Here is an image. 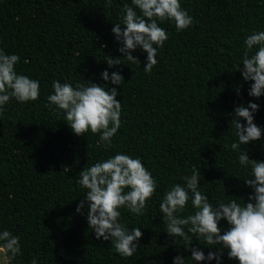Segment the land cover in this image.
I'll use <instances>...</instances> for the list:
<instances>
[{
  "label": "trees",
  "instance_id": "obj_1",
  "mask_svg": "<svg viewBox=\"0 0 264 264\" xmlns=\"http://www.w3.org/2000/svg\"><path fill=\"white\" fill-rule=\"evenodd\" d=\"M180 3L193 24L177 31L171 21L158 22L168 39L158 48L157 65L146 73L140 48L132 53L139 65L123 60L109 68L104 62V56H122L111 28L131 0H111L110 6L108 0H0V49L20 57L18 74L40 83L38 100L11 99L0 115V231L19 236L22 250L13 264H31L34 257L38 264H172L176 255L191 253L183 250L180 237L164 233L159 204L165 191L183 185L181 177L190 176L195 166L201 172L199 190L213 205L232 196L246 200L251 193L242 180L249 169L239 165V150L230 147L237 139L231 120L236 106L259 105L254 123L262 129L261 139L242 148L250 159L264 161V95L250 97L251 82L236 71L246 37L264 31V0ZM104 70L119 71L124 80L116 97L121 127L110 148L100 146L99 134L91 131L76 136L62 111L47 101L52 81L74 86L83 77L104 84ZM118 152L140 158L157 181L143 215L119 209L120 222L143 233L131 257L117 254L111 241L95 238L87 208L83 215L75 211L87 191L77 183L79 172ZM193 211L189 200L180 215ZM220 226L228 227L223 220ZM193 242L205 255L215 251L197 244L202 241L195 236ZM221 264L238 262L225 250Z\"/></svg>",
  "mask_w": 264,
  "mask_h": 264
},
{
  "label": "clouds",
  "instance_id": "obj_2",
  "mask_svg": "<svg viewBox=\"0 0 264 264\" xmlns=\"http://www.w3.org/2000/svg\"><path fill=\"white\" fill-rule=\"evenodd\" d=\"M108 4L111 5V0ZM164 21L173 22L177 31H183L193 24V17L181 7L180 0H131L130 5L124 4L119 22L112 23L111 28L119 45L117 51L122 56H104V62L109 68L124 64L123 60L139 65V59L132 53L140 48L146 53L143 69L150 73L158 63V48H162L168 39V33L158 23ZM244 45L236 71L241 73L244 82H251L248 95L259 98L264 95V31H253L244 40ZM19 61L18 55L6 54L0 49V115L11 99L19 103L39 99V81L18 74L15 65ZM100 76L107 83H93L82 77L73 86L70 82L54 80L47 101L49 106L55 105L62 111L66 124L76 136L91 131L99 134L97 143L100 146L110 148L112 138L121 127L122 106L116 97L120 95L117 89L124 80L119 71L110 74L104 70ZM108 83L117 87H109ZM236 92L239 95V89ZM258 109L259 105L253 102H248L247 106L240 104L234 108L231 120L237 138L231 143V150H239V165L249 169L248 178L242 179L244 186L251 189L246 200L232 196L235 198L228 202L217 201L213 205L208 195L199 190L201 172L195 166L190 176L181 177L183 185L173 184L164 192L159 204L165 223L164 233L169 237H180L183 250L191 253L190 256L176 255L172 264H187V260L199 264L213 259L221 264L225 250L227 258L238 264H264V161L250 159L242 148V145L261 139L262 129L254 123V113ZM78 177L77 183L87 191L77 204L76 213L83 215L87 208V223L95 238L111 241L117 254L131 257L140 247L143 233L141 227L129 231L120 222L119 209L123 207L132 214L143 215L146 202L156 192V179L140 158L119 152L83 168ZM189 200L194 211L180 215ZM222 220L228 225L226 229L220 226ZM194 236L202 241L197 244L207 245L206 248L215 251L205 255L202 248L193 246ZM172 243L176 244L175 239ZM20 255V237L8 230L0 231V264H13ZM31 264H38V259L34 257Z\"/></svg>",
  "mask_w": 264,
  "mask_h": 264
}]
</instances>
